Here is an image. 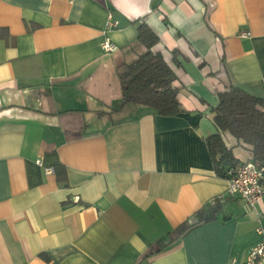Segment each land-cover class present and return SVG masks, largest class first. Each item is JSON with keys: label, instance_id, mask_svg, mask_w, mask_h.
<instances>
[{"label": "crops", "instance_id": "0c3cea01", "mask_svg": "<svg viewBox=\"0 0 264 264\" xmlns=\"http://www.w3.org/2000/svg\"><path fill=\"white\" fill-rule=\"evenodd\" d=\"M142 21L176 75L175 115L120 106L116 68L145 49ZM230 86L264 96V0H0V264H138L217 197L215 219L147 264H245L264 196L227 195L205 142Z\"/></svg>", "mask_w": 264, "mask_h": 264}, {"label": "trees", "instance_id": "16d2710c", "mask_svg": "<svg viewBox=\"0 0 264 264\" xmlns=\"http://www.w3.org/2000/svg\"><path fill=\"white\" fill-rule=\"evenodd\" d=\"M136 37L145 49L131 61L116 68L120 106L128 103L147 106L162 116L181 112L176 75L161 52L153 50L158 43V36L142 21L137 25ZM171 52L175 54L177 49L173 48ZM217 98V104L210 110L216 131L205 140L216 174L227 178V170L238 162L225 142V134H230L248 147L251 151L249 160L264 167V96H255L240 87L230 86L218 91ZM223 198L217 197L196 210L191 220H185L166 234L167 240L159 238L143 257V262L138 264H147L150 256L163 250L173 239L181 237L199 224L215 219Z\"/></svg>", "mask_w": 264, "mask_h": 264}, {"label": "built area", "instance_id": "2783aa9c", "mask_svg": "<svg viewBox=\"0 0 264 264\" xmlns=\"http://www.w3.org/2000/svg\"><path fill=\"white\" fill-rule=\"evenodd\" d=\"M117 22L108 16L106 26L115 27ZM248 31L240 32L241 37H247ZM101 48L105 52L114 51L117 46L107 36L101 42ZM40 164V161H37ZM49 172V168L44 169ZM227 195H236L242 198L247 205L253 206L264 196V167L251 160L235 163L227 170ZM230 264H234L231 262ZM245 264H264V241L249 248L245 258Z\"/></svg>", "mask_w": 264, "mask_h": 264}]
</instances>
